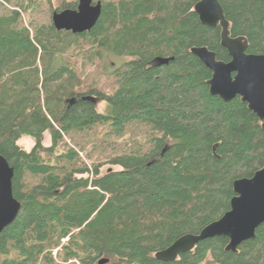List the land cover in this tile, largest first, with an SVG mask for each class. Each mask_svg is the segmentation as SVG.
I'll return each instance as SVG.
<instances>
[{
  "label": "trees",
  "instance_id": "1",
  "mask_svg": "<svg viewBox=\"0 0 264 264\" xmlns=\"http://www.w3.org/2000/svg\"><path fill=\"white\" fill-rule=\"evenodd\" d=\"M50 1L0 0V155L21 202L0 234V264H264V224L236 252L216 236L175 260L155 257L221 217L233 181L264 164L262 121L239 96L211 95V71L190 51L229 61L221 27L200 23L199 0L103 1L78 34L24 22ZM218 1L229 35L263 54L264 0ZM107 55L127 59L116 66ZM136 129L141 138H129Z\"/></svg>",
  "mask_w": 264,
  "mask_h": 264
},
{
  "label": "water",
  "instance_id": "2",
  "mask_svg": "<svg viewBox=\"0 0 264 264\" xmlns=\"http://www.w3.org/2000/svg\"><path fill=\"white\" fill-rule=\"evenodd\" d=\"M194 10L201 24L221 27L220 44L224 47L230 60H218L213 51L205 46H195L190 51L211 71L207 81L211 95L228 102L239 96L260 121L264 130V53H247V44L243 37H231L228 31L222 7L218 0H199ZM102 11L101 2L92 4V0H78L76 9L54 10L51 23L56 30L70 31L73 34L90 31ZM264 28V22H263ZM167 62V59H158ZM82 99L96 101L91 96ZM75 97L70 99L74 102ZM13 167L5 157L0 155V234L18 215L21 202L13 195ZM234 196L229 209L218 219L204 226L197 234L187 233L168 247L156 252L159 260H175L179 254L192 250L202 240L216 236L228 239L225 250L237 251V246L255 237L257 227L264 224V164L249 178L233 181ZM102 258L98 264H105Z\"/></svg>",
  "mask_w": 264,
  "mask_h": 264
},
{
  "label": "rangeland",
  "instance_id": "3",
  "mask_svg": "<svg viewBox=\"0 0 264 264\" xmlns=\"http://www.w3.org/2000/svg\"><path fill=\"white\" fill-rule=\"evenodd\" d=\"M63 0H51L50 1V5H46L44 3H40V7L38 8L39 11H34V12H27V13H23V19L25 23H28V21L30 19L32 20H38V21H46V20H50L51 21V14L52 11L58 7L59 5H61ZM64 1H69V0H64ZM77 1V0H76ZM102 1H108V0H102ZM52 7V9L50 8ZM127 58H121V57H114L112 55H107L106 56V60L108 61L109 64L112 65H116L118 66L120 63H122L123 61H125ZM96 65V64H95ZM92 65V67H90V70L94 72H96L98 70V67ZM98 72V71H97ZM101 82H108L109 80L105 79V80H100ZM102 84V83H101ZM100 84V85H101ZM103 108V103L98 101L97 102V109L98 110H102ZM142 130V131H141ZM136 132H132V135H128L129 138H133V137H140L141 134H143V129H136ZM139 131V134H138ZM142 136V135H141ZM127 137V136H125ZM141 138V137H140ZM143 141V138L141 139ZM125 141L123 138H119L118 142H116V144H120L121 142ZM43 144L44 145H49L50 144V136L48 133H44L43 136ZM18 144L19 146H21L22 148L26 149V150H30L31 147L33 146V140L30 137L27 136H23L18 140ZM82 155V153H81ZM108 168H113L116 169V166L110 165V164H104L103 167H101V172H104L106 169ZM56 249H54V251L52 252L53 254H55ZM200 264H215V263H211L209 262V259H206L205 261H203Z\"/></svg>",
  "mask_w": 264,
  "mask_h": 264
},
{
  "label": "flooded vegetation",
  "instance_id": "4",
  "mask_svg": "<svg viewBox=\"0 0 264 264\" xmlns=\"http://www.w3.org/2000/svg\"><path fill=\"white\" fill-rule=\"evenodd\" d=\"M98 1H100L101 2V5L103 6V1L102 0H92V4H95L96 2H98ZM198 2V1H197ZM196 2V3H197ZM195 3V4H196ZM77 5H78V0L76 1V5H75V7L74 8H71V9H76L77 8ZM195 6V5H194ZM102 12V11H101ZM196 12V11H195ZM198 15V14H197ZM199 18V17H198ZM217 25H219V24H217ZM217 25H215L214 27H216ZM220 26V25H219ZM211 27V26H210Z\"/></svg>",
  "mask_w": 264,
  "mask_h": 264
}]
</instances>
